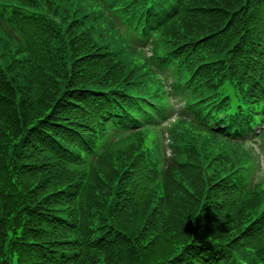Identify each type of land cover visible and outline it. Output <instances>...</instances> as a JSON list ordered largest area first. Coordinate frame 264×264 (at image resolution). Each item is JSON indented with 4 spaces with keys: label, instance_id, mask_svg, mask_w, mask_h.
I'll use <instances>...</instances> for the list:
<instances>
[{
    "label": "trees",
    "instance_id": "trees-1",
    "mask_svg": "<svg viewBox=\"0 0 264 264\" xmlns=\"http://www.w3.org/2000/svg\"><path fill=\"white\" fill-rule=\"evenodd\" d=\"M260 116L264 0H0V264H264Z\"/></svg>",
    "mask_w": 264,
    "mask_h": 264
},
{
    "label": "rangeland",
    "instance_id": "rangeland-1",
    "mask_svg": "<svg viewBox=\"0 0 264 264\" xmlns=\"http://www.w3.org/2000/svg\"><path fill=\"white\" fill-rule=\"evenodd\" d=\"M122 28H125L124 26H122ZM8 42H10V41H8ZM15 44H16V42H14ZM14 49H16V47H14ZM16 51V50H15ZM257 139V141H258V143H257V145H255L256 146V149L259 151V153L261 154V157L263 158V160H261V165H262V170H261V174H260V177L261 176H263V173L262 172H264V150L260 147V146H262L261 144H263L262 143V141L260 140V142H259V138H256ZM261 143V144H260ZM260 145V146H259ZM124 145H122V146H118V147H116L117 148V150L116 151H123V149H122V147H123ZM126 146L128 147V145L126 144ZM187 157V155H186V153H184L183 152V157H182V159H184V158H186ZM183 164V163H182ZM160 195H161V193H160ZM156 205V201H155V203H154V206ZM64 214H66V213H64ZM57 255H59V254H57Z\"/></svg>",
    "mask_w": 264,
    "mask_h": 264
}]
</instances>
